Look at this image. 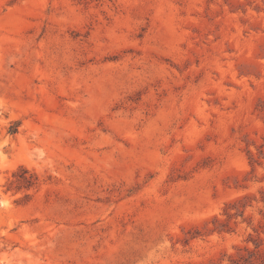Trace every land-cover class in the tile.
Here are the masks:
<instances>
[{
	"label": "rangeland",
	"instance_id": "1",
	"mask_svg": "<svg viewBox=\"0 0 264 264\" xmlns=\"http://www.w3.org/2000/svg\"><path fill=\"white\" fill-rule=\"evenodd\" d=\"M0 264H264V0H0Z\"/></svg>",
	"mask_w": 264,
	"mask_h": 264
}]
</instances>
